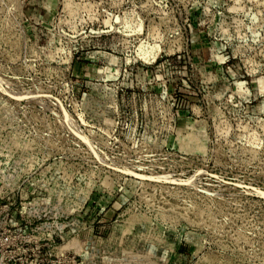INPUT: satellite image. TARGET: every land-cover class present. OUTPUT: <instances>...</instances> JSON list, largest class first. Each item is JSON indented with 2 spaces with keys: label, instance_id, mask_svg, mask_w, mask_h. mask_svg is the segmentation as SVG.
<instances>
[{
  "label": "rangeland",
  "instance_id": "374dc122",
  "mask_svg": "<svg viewBox=\"0 0 264 264\" xmlns=\"http://www.w3.org/2000/svg\"><path fill=\"white\" fill-rule=\"evenodd\" d=\"M0 200L18 262L264 264V0H0Z\"/></svg>",
  "mask_w": 264,
  "mask_h": 264
},
{
  "label": "built area",
  "instance_id": "2783aa9c",
  "mask_svg": "<svg viewBox=\"0 0 264 264\" xmlns=\"http://www.w3.org/2000/svg\"><path fill=\"white\" fill-rule=\"evenodd\" d=\"M5 199V198H2ZM22 208H24L23 203L15 201L0 200V237L4 236V239L0 238V252L7 255L6 258L0 261V264H27L25 261L18 262L14 256V246H18L19 242L26 240V236L23 232L15 234L11 229H16L19 223H10L13 218L21 215L23 219L28 221L27 215L23 213ZM16 215V217H14ZM30 215V214H29ZM3 230L4 233L1 232Z\"/></svg>",
  "mask_w": 264,
  "mask_h": 264
},
{
  "label": "bare ground",
  "instance_id": "6f19581e",
  "mask_svg": "<svg viewBox=\"0 0 264 264\" xmlns=\"http://www.w3.org/2000/svg\"><path fill=\"white\" fill-rule=\"evenodd\" d=\"M235 7V6H234ZM233 8V7H232ZM72 243V242H71ZM77 244V243H76ZM70 245V244H69Z\"/></svg>",
  "mask_w": 264,
  "mask_h": 264
}]
</instances>
